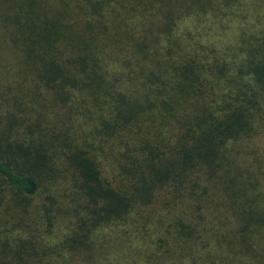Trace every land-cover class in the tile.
Wrapping results in <instances>:
<instances>
[{
	"label": "trees",
	"instance_id": "trees-1",
	"mask_svg": "<svg viewBox=\"0 0 264 264\" xmlns=\"http://www.w3.org/2000/svg\"><path fill=\"white\" fill-rule=\"evenodd\" d=\"M0 264H264V0H0Z\"/></svg>",
	"mask_w": 264,
	"mask_h": 264
},
{
	"label": "rangeland",
	"instance_id": "rangeland-1",
	"mask_svg": "<svg viewBox=\"0 0 264 264\" xmlns=\"http://www.w3.org/2000/svg\"><path fill=\"white\" fill-rule=\"evenodd\" d=\"M230 24H231V28L234 29L235 26H236V24H237V22H231ZM39 200H41V196H35V198H34L35 203L38 204L39 203Z\"/></svg>",
	"mask_w": 264,
	"mask_h": 264
}]
</instances>
